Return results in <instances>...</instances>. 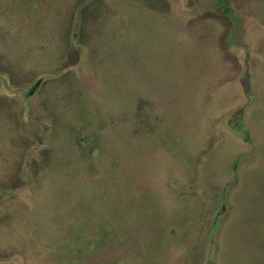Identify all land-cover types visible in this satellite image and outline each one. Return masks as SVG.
<instances>
[{"label":"rangeland","instance_id":"374dc122","mask_svg":"<svg viewBox=\"0 0 264 264\" xmlns=\"http://www.w3.org/2000/svg\"><path fill=\"white\" fill-rule=\"evenodd\" d=\"M0 264H264V0H0Z\"/></svg>","mask_w":264,"mask_h":264}]
</instances>
